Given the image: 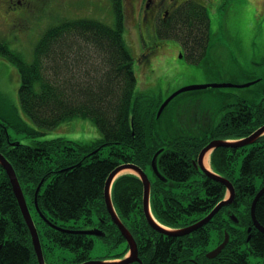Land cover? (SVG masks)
<instances>
[{
    "label": "trees",
    "instance_id": "obj_1",
    "mask_svg": "<svg viewBox=\"0 0 264 264\" xmlns=\"http://www.w3.org/2000/svg\"><path fill=\"white\" fill-rule=\"evenodd\" d=\"M198 2L191 0L181 6L179 13L168 21L172 20V25L166 28L169 33L181 37L184 47L193 56L188 57L191 62L199 51L200 57L204 56L209 42L210 17L207 8ZM117 16L118 26L115 27L94 19L58 23L54 31L46 32L45 37L40 39L31 62L19 55L14 57L0 42V56L17 66L21 81V108L34 126L23 119L8 123L0 121V152L12 164L30 211L33 206L38 214L43 231L37 229L44 257L46 244H43V238L54 246L74 252L77 264L90 261L94 241L90 236L77 232L85 229L82 224L79 225L84 216L90 219L93 212L97 213L101 227L110 225L106 224L109 216L104 201L108 177L118 166L129 163L145 172L148 167L152 170L153 157L160 148L163 152L158 158V169L167 180L164 182L156 178V184L161 192L159 202H162L163 196L168 206L166 210H160L161 215L156 211L155 218L161 223L170 226L171 223L164 220L168 216L174 221L173 225L179 224V220L185 221L188 216L210 210L224 194L225 187L207 177L202 180L207 200H200L199 197L189 200V196L176 190L187 187L195 175L203 176L192 164L195 154L202 147H195L194 143H202L203 140L193 138L186 131L178 138L172 137L168 131L177 130V127H163L166 122L174 121L168 114L169 108L160 119H157V113L156 118L153 114L154 99L160 104L163 99L136 94L134 60L123 37V16L119 13ZM160 32L158 36L162 35ZM239 47L246 51L245 44L241 43ZM244 108L241 111L245 113ZM248 108L250 115L245 116L244 113L234 114V108L229 107L231 110L210 130L227 136L226 131L230 129L235 130L238 136H249L264 124V102L252 103ZM77 118L90 119L96 124L101 134L98 142L86 147L64 138L44 139L47 132ZM8 126L25 133L31 143L10 144L9 135L6 137ZM178 131L183 130L179 127ZM212 140L213 137L208 142ZM238 154L232 149H216L213 154L214 168L219 172L231 170L230 173L235 175V181H231L236 193L251 199L258 193L253 186L255 179L261 180L260 187H264V137L248 154L244 153L243 158H238ZM240 154L243 153L240 151ZM142 192L143 185L137 176H121L114 182L112 200L125 225L133 220L134 214L143 215ZM173 196H181L182 202H174ZM152 212H155L154 208ZM249 214L250 221L247 222L245 217L242 227L245 226L244 221L252 227L250 232L249 226L247 228L250 238L239 243L237 241L241 238L234 240L231 235L226 247L230 249V254L240 257L225 254L224 250L223 259L215 260L219 264H264V234L253 228L251 208ZM256 217L264 227V194L258 201ZM141 218L140 231L135 237L138 241L142 232L147 236V241L138 246L139 255L143 253L142 264H184L181 260L186 257L189 246L195 247L192 241L199 233L189 235L180 242L176 238L156 234L146 218ZM44 219L59 229L47 224ZM89 219L83 220L85 226L91 224ZM104 232L103 239L111 240L114 236ZM0 245V264H38L28 226L1 165ZM241 245L244 253L240 250ZM176 252L184 256L176 260ZM251 256L259 257L261 261L250 263L248 258Z\"/></svg>",
    "mask_w": 264,
    "mask_h": 264
},
{
    "label": "rangeland",
    "instance_id": "obj_2",
    "mask_svg": "<svg viewBox=\"0 0 264 264\" xmlns=\"http://www.w3.org/2000/svg\"><path fill=\"white\" fill-rule=\"evenodd\" d=\"M198 1V3L201 2L208 10L210 17V31L209 42H207V49L204 56L200 57V51L195 53L193 62L188 58L191 55L184 47V42L180 39L181 37L178 38L172 32L169 33L166 31V28L172 25V20L163 25L159 24L160 27H156V30L153 28V26H155L153 21L152 24H145L140 21L141 7L144 4L143 0H124V16L122 18L123 37L134 60L133 68L137 78L135 92L137 95L144 94L165 100L171 94L185 87L205 84L229 85V88L209 87L203 90L184 92L173 100L168 109V114H170L175 121L169 124L167 122L162 123V125L165 123V126H163L165 129L172 127L173 125V127H177V130L173 128L168 131L174 138H178L181 133H184L183 129H180L183 131L178 133V127L180 126L185 128L187 132L192 131L193 138L199 140L202 138L203 140L202 143H194L195 147H202L200 148L201 150L199 149L195 154L196 157L192 161L195 169L202 172L203 176L197 174L187 187L176 189L179 193L189 196L187 197L189 200H194L197 197H199L198 199L200 200H207V198L204 197V181H202L203 178L206 179L205 177L209 178L206 175L205 169L214 174L220 173L227 176L228 178H224L227 182L231 183L235 189V186L231 181V179L235 181V175L230 173L231 170H221L222 172H219L214 168L213 154L218 148L209 152L210 169L205 167L204 160H202L203 167L199 165L200 153L211 144V142H208L209 139L213 137V141L220 140L227 143L237 144L248 140L254 133L264 127V124L258 127L256 126L257 128L255 130L253 129V133L249 136H238L239 134H236L235 130L232 131L230 129L226 131L227 136H223L219 132H214L212 130L202 132L207 123L211 124L210 121L213 120L218 122L222 112L224 110L229 111V107L234 108V114L237 113L240 115H243L244 112L241 110L245 107L244 114L247 116L250 115L251 111H249L248 107L252 103L264 102V0ZM4 3L5 0H0V42H3L6 45L10 53H13L14 57L20 56L27 62H31L34 58V51L40 39L45 37L46 32L54 31L55 28L59 26L58 23L60 22L63 24L66 21L72 22L76 20L94 19L101 21L106 25L113 27L116 25L118 26L116 10L113 6L111 8L112 2H109L108 5H106L105 3H99L97 0L96 3L99 5L98 7L93 0L92 3L89 2V0H36V3L31 4L32 6L29 10L20 11V15L14 14L15 11L11 10V6L10 9H7ZM132 7L134 8V11L131 10ZM160 30L162 35L158 36L157 34ZM241 43L246 45V51H243V49L240 50L239 44ZM184 49L186 50L185 53L182 52ZM142 53L149 54L148 58H142ZM7 54L10 56L9 52ZM17 70L15 64L0 56V121L8 123L23 119L32 126V122L28 119L21 108L19 99L21 81ZM159 104L160 103H156V100L154 99L153 114L155 118L162 103ZM177 117H179V120ZM238 119H240V116ZM163 120L164 119H162V121ZM8 127V133L5 132L6 137L8 134V138L11 139L10 144L23 143L28 145L31 143V140L27 138L28 136H26L25 133L20 132V130L16 128ZM204 133H207V137ZM100 136V131L92 120L77 118L62 123L53 131L47 132L44 139L50 140L64 138L88 147L98 142ZM204 136L205 138L203 139ZM262 137H264V135L259 139L254 140L251 144L244 145L243 147L229 148L232 149V152L234 153L239 152L237 155L238 158H243L244 153L248 154ZM159 150H162L163 152V148H160ZM240 151L243 154H240ZM3 156L5 157V154ZM194 162L197 165H195ZM152 172L153 171L150 167L146 168L145 173L152 181L153 191L151 190L150 194L151 211L152 208H154L155 212L152 213L156 216V211L161 215L162 213L160 210H166L168 206H166L167 201L163 196L162 202H159L158 196L161 192L159 186L156 184L157 179ZM125 174H134V171L131 170V172ZM125 174L122 175L125 176ZM237 175L238 173L236 174V177ZM260 185L261 180L255 179L253 186L256 190L260 191L263 188L260 187ZM223 186L225 187L226 192L224 190L221 200L210 210H205L204 212L188 216L189 219L185 221L179 220V224L174 225V221L170 220L168 216L164 217V220L170 222V226L172 227L161 223L158 218L154 219L163 227L170 229H180L184 228V226L188 227L197 224L204 220L220 203L231 200L227 187L225 185ZM37 190L35 195L37 194ZM192 192L195 194L193 195ZM143 196L144 192H142L141 207L142 216L146 218L143 209ZM246 196L247 195H238L235 190L231 205L221 208L213 217V222L210 221L208 224L204 225L201 228L203 229L201 232H199L201 229H198L190 234L191 236L192 234H197V232L199 233L197 236L195 235L196 239L192 241L193 243L188 240L195 247L189 246L187 248L188 251L186 257L181 260L184 264H219L215 260H219L220 258L223 259L222 256L224 250L225 254L240 257V255L230 254V249L226 248L227 246L214 258L209 259L208 254L218 250L220 244L225 241L226 233L233 235L232 239L234 240L241 238V240L237 241L239 243L247 241V228L249 225L244 221L245 226L242 227V220L247 217V222L250 221V208L256 196L251 199H245L244 197ZM173 198L174 202L181 201V196H173ZM183 203L187 204L188 202L186 203L184 201ZM31 210L32 217H34L37 225L36 228L38 227V229L40 228L43 231V228L38 222V214L33 206H31ZM231 214L234 216V220L230 217ZM178 215L179 214L177 213L176 216ZM108 216L110 215L108 214ZM170 216L173 218L172 214H170ZM141 217L138 213L134 214L133 220H130L129 222L127 221L126 226L119 216L123 225L130 232L135 242H138L137 248L147 241V236H145L143 232L139 234V240H136L141 227L139 223L142 219ZM84 219L89 218L84 216L82 222L79 224L83 225L82 228L85 227L83 230L100 229L101 231H107L114 235L111 240L103 239L101 236L87 235L94 241V246L89 256L91 262L106 261L112 263L130 257V247L124 237L121 236L119 228L112 224L110 217L106 224L112 225V228L110 225L107 228L101 227L96 212L91 214V218L89 219L92 220L91 224L87 223L85 226ZM145 220L147 221V219ZM257 222L259 223L258 220ZM142 224L144 225V223ZM148 225L150 226V224ZM252 226L256 229L254 223ZM250 227L251 226H249V229ZM153 230L157 232L156 234H161L155 229ZM156 234L152 235L155 236ZM187 237L189 238V235L176 237V240L182 242V240ZM42 242L43 244H46L45 262L52 264H74L76 262L74 252L71 250L54 246L47 240H44V238ZM240 250L242 253L245 252L242 245L240 246ZM142 255L143 253L139 255L138 249L140 262L135 263H143L144 260ZM174 256L176 260H179L184 255L176 252L174 253ZM248 259L250 263L261 261V258L259 257L256 258L251 256ZM220 262H222V260Z\"/></svg>",
    "mask_w": 264,
    "mask_h": 264
},
{
    "label": "water",
    "instance_id": "obj_3",
    "mask_svg": "<svg viewBox=\"0 0 264 264\" xmlns=\"http://www.w3.org/2000/svg\"><path fill=\"white\" fill-rule=\"evenodd\" d=\"M224 88V87H229V85H225V84H205V85H195V86H190V87H185L182 88L178 91H176L175 93H173L170 97H168L160 106L158 113H157V119H159L164 110L167 108V106L170 104V102L175 99L177 96H179L180 94L184 93V92H189V91H196V90H203V89H207V88ZM264 135V127L261 128V130H259L258 132L254 133L253 136H251V138H249L246 141H242L240 143H227L224 141H213L211 142V144L209 146H207L201 153L199 156V165H202V160H204L205 156L212 150L216 149V148H229V147H243L244 145L247 144H251L252 142H254V140L259 139L261 136ZM162 150L157 151V153L155 154L153 161H152V169L154 174L160 178L161 180H163L164 182L166 181V178L160 174L159 170H158V158L161 155ZM195 165H197L194 162ZM0 165L4 168V170L7 173V176L11 182L12 188H13V192L14 195L16 197V200L19 204L21 213L23 215V218L28 226L30 235H31V239H32V244L34 247V252L37 256L38 259V264H46L45 263V258H44V254H43V249H42V244H41V240H40V236H39V232L36 228L35 222L33 220V217L31 215L30 209L28 207L26 198L23 194L22 188L20 186L18 177L16 175V172L13 168V166L11 165V163L0 153ZM123 170H132L134 171V175H136L142 182L143 184V188H144V196H143V209H144V213L146 216V219L148 221V223L150 224V226L155 229L156 231L160 232L162 235L168 236V237H181V236H185V235H190L192 232L201 229L204 225L208 224V222H210L213 217L218 213V211L228 205H231L232 200L234 198L235 195V189L233 188V185L229 182L226 181L225 178L220 177L217 174H214L213 172L211 173L210 171H207L205 169L206 175L214 180L215 182L221 183L223 185H225L227 187V190L231 196V200L229 201H223L222 203H220L204 220H202L201 222L194 224L192 226L183 228V229H178V230H171L168 228L163 227L162 225H160L159 223H157L155 221V219L153 218L152 214H151V210H150V194H151V182L148 178V176L146 175V173L140 169L139 167H137L136 165L133 164H123L119 167H117L109 176L107 182H106V186H105V192H104V199H105V205L107 208V211L111 217V220L113 222L114 225H116L122 236L124 237V239L127 241L129 247H130V251H131V255L130 257L119 261V262H105V261H99V262H91L88 261L84 264H132L134 262H140V259L138 257V248H137V243L135 242L134 238L132 237V235L130 234V232L127 230V228L123 225L122 221L120 220V218L118 217L114 206H113V202H112V198H111V189H112V185L115 182V180L119 177H117V175L123 171ZM39 192V188L37 190V194ZM37 194H36V198H35V202L37 203ZM264 194V188L259 191V193L257 194V196L255 197L253 203H252V207H251V216H252V220L254 223V226L261 232L264 234V227L261 226L258 222H257V217H256V207H257V203L259 201V199L262 197V195ZM233 218V217H232ZM46 220V219H45ZM53 226V225H52ZM55 227V226H54ZM79 233H84L86 235H92V236H103V233L99 230H89V231H83V232H79ZM229 242V236H226L225 241L218 247V250L215 252H212L210 254H208L209 258H214L216 257L218 254L221 253V251L226 247V245ZM1 245H0V249H1Z\"/></svg>",
    "mask_w": 264,
    "mask_h": 264
},
{
    "label": "flooded vegetation",
    "instance_id": "obj_4",
    "mask_svg": "<svg viewBox=\"0 0 264 264\" xmlns=\"http://www.w3.org/2000/svg\"><path fill=\"white\" fill-rule=\"evenodd\" d=\"M190 1L191 0H143L144 4L141 7L140 21L144 22L145 24L148 23L152 24L153 21L155 23V26H153V28L156 30V27L158 26L160 27V25L168 23V21L172 18L173 15L179 13L178 11L181 9V6H183L184 4ZM89 2L92 3V0H89ZM93 2L95 3L96 6L99 7V5L96 3L97 0H93ZM98 2L105 3L106 5H108L109 2H112L111 8L113 6L117 13L122 14V16H124V9H123L124 0H98ZM33 3H36V0H5L4 4L7 9H10L11 6V10L15 11L14 14L20 15V11L29 10V8L32 6L31 4ZM131 10L134 11V8L132 7ZM46 11H47V7H46ZM185 51L186 50L182 52L185 53ZM148 55L149 54L147 53H142L141 57L148 58ZM226 112L227 111L225 110L222 112L220 121ZM209 129H210L209 126H207L206 124L202 132H205Z\"/></svg>",
    "mask_w": 264,
    "mask_h": 264
},
{
    "label": "bare ground",
    "instance_id": "obj_5",
    "mask_svg": "<svg viewBox=\"0 0 264 264\" xmlns=\"http://www.w3.org/2000/svg\"><path fill=\"white\" fill-rule=\"evenodd\" d=\"M177 119L179 120V117H177ZM209 156H210V153H208V154L205 156V158H204V165H205V167L208 168V169H210V168H209ZM128 172H131V170H123V171H121V172L117 175V177H118V176H121L122 174L128 173Z\"/></svg>",
    "mask_w": 264,
    "mask_h": 264
}]
</instances>
